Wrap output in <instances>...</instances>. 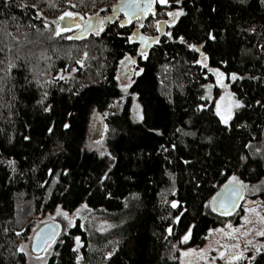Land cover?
I'll use <instances>...</instances> for the list:
<instances>
[{
  "label": "trees",
  "instance_id": "trees-1",
  "mask_svg": "<svg viewBox=\"0 0 264 264\" xmlns=\"http://www.w3.org/2000/svg\"><path fill=\"white\" fill-rule=\"evenodd\" d=\"M18 2L10 0L5 7L0 0V264H26L25 254L17 248L32 226L34 216L52 211L58 204L73 211L83 202L95 209L122 212L132 193H138L139 198L130 202L131 215L123 224L95 236H89L78 224L63 237V243L56 246L58 255L54 253L46 264H76V253L72 251L76 235L84 242V259L94 264L102 261L103 264H180L173 245L180 241L188 225H194L190 245L197 246L204 243L209 228L221 224L222 216L205 208L203 202L215 195L227 176L235 172L248 183H258L264 178V158L249 155L246 166H240L237 160L239 153L248 152L243 148L245 143L262 139L264 108L254 106L239 110L230 133L220 130L210 112L193 118L196 128L214 137L215 147L209 148L199 137L196 143L191 137L184 138L201 161L192 170L197 172L202 167L206 175L199 173L203 184L199 196L193 197L190 185L185 183L189 177L182 172V166L172 169L177 172L178 194L175 197L164 195L168 199L187 200L186 213L180 222L173 224L169 212L175 216L177 211L161 203L166 178L162 179L156 159L147 155L164 141L148 134L145 127H160L168 136L180 120L191 115V112L185 115L184 110L200 102V84L212 82L214 77L209 74L205 79L200 67L191 63L197 54L179 42L156 34L161 36L162 43L148 49L147 61L137 57L145 72L135 77L136 83L131 88L132 92L139 93L146 124L133 122L129 102L120 113L108 117V123L115 129L109 150L117 156V162L111 169V179L100 187L96 178L107 169L108 160L86 147L92 109L102 113L121 95L114 77L123 54L139 47L138 42L135 45L125 42L135 24L121 28L119 22L124 17L116 14V19L99 36L92 31L81 34L80 30L75 35L80 38L52 37V31L44 28V16L37 19L38 13L54 17L72 10L85 15L98 12L113 16L112 6L120 0H25L29 5L26 9L16 7ZM33 4L35 8L31 7ZM185 4L188 16L181 18L174 32L183 34L190 42H198L211 28L217 41H209L204 50L211 55L212 67H220L225 73L264 77V51L261 50L264 47V7L258 0H247L244 5L237 0H199L195 8L188 0ZM212 5L217 9L215 13L211 12ZM158 17H149L146 29L140 31L144 33L147 24ZM252 26L256 29L254 33L247 31ZM23 40L26 42H20ZM85 48L91 57L74 80H54L47 89L53 98L49 102L57 104L55 131L49 135L44 119L47 114L36 105L42 90L35 83L27 84L25 77L31 80L33 75L39 76L38 71L49 68L46 63L52 66L50 71L71 67L75 52ZM220 60H226L227 64H219ZM9 64L13 65L11 69ZM231 89L250 104L264 97V84L256 80L246 78L234 82ZM68 112L72 113L71 117L67 116ZM63 122L70 123V129H63ZM237 124L248 127L237 128ZM23 135H31L32 142L23 141ZM9 137L13 138L11 144ZM206 153H211V158ZM9 157L16 159L19 171L13 172L3 163ZM228 158L232 163L221 176L220 170ZM49 168L56 171L68 168L71 177H62L60 183L53 185L47 175ZM130 176L132 180L128 179ZM45 180L48 183L41 187ZM65 185L69 186V192H64ZM261 197L264 200V193ZM169 225L173 226L171 235L166 231ZM110 240L117 241L111 257L105 259L94 254L90 259V243ZM253 264H264V253L259 254Z\"/></svg>",
  "mask_w": 264,
  "mask_h": 264
},
{
  "label": "snow or ice",
  "instance_id": "snow-or-ice-1",
  "mask_svg": "<svg viewBox=\"0 0 264 264\" xmlns=\"http://www.w3.org/2000/svg\"><path fill=\"white\" fill-rule=\"evenodd\" d=\"M188 2L192 5L193 8L196 7V4L199 0H188ZM240 5L247 4V0H237ZM4 6L8 7L10 0H3ZM258 3L261 7H264V0H258ZM18 8L26 9L29 5L25 2V0H19L15 5ZM31 7L35 8L36 5H31ZM113 16L116 15V9L124 14V18L120 20L119 26L124 28L126 25L132 24L133 21L136 22L134 29L130 32L126 37V43L135 45L137 42L139 47H134L132 52H126L123 54L122 59L119 61L120 65L123 66V71L119 68L117 69V74L114 79L117 81L116 87L119 88L122 95L114 99L111 103L107 105L108 110L103 113L97 112L95 108L92 109L93 117L100 121L102 124V129L100 132V136L98 139L91 142V145L88 146L89 150H92L95 147L98 155L100 157H106L108 160L107 169L103 171V173L96 178V183L100 187L104 186V181L111 179L110 172L112 167L115 166L117 162V156L113 154L112 151H109L108 148L104 145L105 135L109 131V125L104 123V120L109 115H116L119 111L122 110V102L125 100L126 96H131L133 102V122L137 124H146V116L143 109V106L137 102V97L139 93L130 92L129 89L136 83V81L132 78L133 76L139 77L145 72V68L141 67L138 63L137 57L140 60L147 61L149 59L150 53L148 51L152 45H159L162 43L161 36H151L146 35L140 31L141 28L145 27L144 20L145 18L151 16L153 18L157 16H163L165 19H153L152 23L149 27H153L157 33L162 34L167 38L168 41L171 42H179L180 44L186 46L191 52L197 54V58H194L191 63L200 67L201 75L207 79L209 74L214 77V81L209 83L200 84V89L202 90V94L199 95L198 100L200 102L195 103L190 106L188 109L184 110L185 115L191 112V115H187V119L180 120L172 129V131L165 136V132L160 127H145V131L154 137H159L163 139V143H159L154 147L152 152L147 153L149 157H153L156 159L157 163L160 165L161 177L162 179L166 178L167 187L162 190V199L161 203L169 205L171 209H175L177 211V215L172 216V213L169 212V216L173 220V224L180 222L182 216L186 213L187 208L185 205L187 204L186 199H168L166 194H170L172 197L177 196V172L173 171L174 167L182 166V172L186 173L189 179L185 181L190 185L191 195L193 197L199 196L200 189L203 184V177L199 174L200 172H206L201 167L197 172H194L192 169H195L198 164L201 163L200 159L195 156L192 147L190 144L185 142V137H191L193 143H196V138L199 137L201 142H207L209 148L214 149V137L212 135H204L200 129L196 128V120L194 117H197V114L203 115L204 112L212 113V116L216 120V124L220 127L222 132L230 133L232 131V124L234 119L236 118L237 112L244 108H253L254 106H259L264 108V97L260 99H256L254 104L247 103L244 97L238 96L236 92L231 91L230 84L238 81H242L244 79L256 80L261 84H264V77L260 76H247L241 75L238 72L225 73L221 70L220 67H212L210 64L211 55L209 52L205 51L206 44L217 41V36L211 28L206 31L205 38L198 42H190L185 38L183 34H178L173 31V28L176 27L179 23L182 22V17L188 16V11L186 10L185 0H120L118 5L112 6ZM199 11V9H196ZM216 7L214 5L211 6V12H216ZM40 15L37 14V19H39ZM80 13H74L71 11L64 12L60 17L57 18L56 21H53L52 24L55 25V30L51 32L52 37H58L61 33L67 31L68 29L61 27L59 21L63 20L65 17H74L79 16ZM112 17H105L103 19L97 18L96 24H93L91 19L84 21L81 23H76L74 26L81 30V34L87 33L88 31H94L97 36L100 35L101 32L105 30V20H111ZM165 26H167L168 30L165 31ZM35 27V25H32ZM44 28L51 29V25L47 22V18L44 21ZM249 32H255V26L247 29ZM120 35V33H117ZM74 37L69 36L67 39H73ZM75 38H80L76 36ZM264 51V47L261 49ZM135 53L134 55L132 53ZM87 56V53L84 54ZM167 55V53H165ZM77 64H83L82 60H78ZM219 64L225 65L227 64L226 60H220ZM9 69L13 67L12 64H9ZM31 71V69H29ZM63 71V70H62ZM75 71V69H73ZM45 73H40L39 76L33 75L32 79L29 80L28 77H25V82L29 85L35 83L38 89H41L39 99L36 100V105L39 110L47 114L44 119L47 121L45 128L46 132L51 135L55 131L56 120L54 118L57 111V104L50 103L49 100L53 99L51 93L48 89L49 85L54 83V79H41V77L45 76ZM59 80H64L65 75L57 74ZM67 75H71L68 73ZM83 87V86H82ZM183 87V86H181ZM214 87H218L221 89L220 94L217 97L212 95V89ZM60 91H65V89L60 88ZM75 95V93H73ZM169 102L172 103V99L169 96ZM211 105V107H210ZM114 110V111H110ZM67 116L71 117L72 113L68 112ZM198 118V117H197ZM63 129H70L71 125L68 122H63ZM237 128H245L248 127L246 124H237ZM115 132V129L112 130ZM23 141H27L29 143L32 142L31 135H23ZM13 138H8V143H12ZM264 144V142H262ZM182 146V147H181ZM203 146V145H201ZM42 147V146H41ZM244 149H247L246 153H239L237 156L238 163L240 166H246L249 155L252 156H260L264 158V147L254 146L252 140H249L247 143L243 145ZM206 156L211 158V153H206ZM13 172L19 171L17 167V161L15 158L9 157L3 160ZM231 158H228L225 161V167L220 170V175L223 176L228 171L227 165L231 164ZM36 166L33 165V169ZM22 175V173H21ZM48 177L51 178L53 185L60 183L62 177L69 178L71 177V171L68 168H63L59 171H56L52 168L47 170ZM129 180H132L133 177H128ZM152 181H149L151 183ZM48 181L45 180L40 184L41 187H44ZM264 183V182H262ZM221 191L215 193V195L211 196L209 200L203 202V206L207 209H210L212 213H217L220 216H230L235 211L238 201L244 199V193L247 192L250 188V185L245 183V181L241 180L235 172H232L227 176V180L223 185L220 186ZM253 190L258 191L259 189L255 186H251ZM64 192H69V186H64ZM64 192L61 195H64ZM133 198L138 199V193L131 194ZM254 203V202H253ZM127 206V205H126ZM88 205L86 203L81 204L78 208H76L73 212H69L62 208L61 205H56L55 215L62 217L64 221H66V227L64 228V232L67 233L69 229L75 226V217L78 216L82 209L87 208ZM245 213H255L258 217L259 221L264 223V215H261L256 208H245ZM49 219H53V217H49ZM241 220L246 223L251 224L252 221L249 220L248 216L245 215L241 217ZM83 227V224H81ZM193 224L187 226V231L181 237V242L186 243L192 234ZM225 228H230L231 232H225ZM103 230V229H102ZM169 235L173 232V226L169 225L166 229ZM223 233L226 236H232L233 233L240 232L239 228L234 227L231 222L226 224L224 228H209L208 233L211 235L212 233ZM252 232V228H248L243 232H240L242 236H248L249 233ZM20 233L18 232L17 235ZM256 236L264 237V230H259L255 232ZM60 236V224L57 222H53V224H48L44 229H41L35 235V240L37 243L33 246L35 251H43L45 253L52 254L53 246L55 244L63 243L62 240L58 241L57 237ZM207 238V237H206ZM74 245L72 247L73 253H76L75 260L76 264H80L83 259L82 255L79 254L80 247L82 246L81 237L76 235L73 237ZM238 240V238H237ZM249 246L252 248L251 255L246 256L245 253L249 251ZM175 248V245H173ZM211 246L209 245L207 248H201L198 250V255L200 260L205 261L206 264H216L217 258L221 260H225V264H239V262L246 260L247 264H253V261L256 260L257 255L264 253V243H256L253 244L252 240H248L247 243L241 247L240 243L237 242L235 244H225L220 249H216V256H209L207 253ZM18 252L26 253L25 247L23 245L17 248ZM114 251V250H113ZM196 251L194 249H187V251L181 252V257ZM58 255V253H55ZM107 257H111L113 252H108ZM183 264V261H181Z\"/></svg>",
  "mask_w": 264,
  "mask_h": 264
},
{
  "label": "rangeland",
  "instance_id": "rangeland-1",
  "mask_svg": "<svg viewBox=\"0 0 264 264\" xmlns=\"http://www.w3.org/2000/svg\"><path fill=\"white\" fill-rule=\"evenodd\" d=\"M67 11L73 12L72 10H67ZM63 13L64 12H62L61 14H58L57 16H54V17H49V16H46L44 14H42L41 16H44V21H45V18H47V22L51 25L50 30L54 31L55 25L52 24V22L56 21L57 18L60 17ZM74 13H80V12H74ZM108 16H109V14H107V13H98L97 12V13H94L91 15H85V14L80 13L79 16L65 17L63 20L59 21V23L61 24V27H64L68 30L61 33L60 36L64 37V38H67L69 36L75 37V35L79 33L80 29L76 28L75 26H70L69 21H75L76 20L77 23L82 24L84 21L89 20L91 18H95V17L98 18L99 17V18L103 19V18L108 17ZM158 19H165V17H163L161 15L158 17ZM44 21H43V24H44ZM151 23H152V21L149 24H147V30H144V34L155 36L158 33L155 31V29L153 27H149V25ZM145 26H146V23H145ZM106 27L107 26L105 24V29H106ZM144 29H146V27ZM167 30H168V28H167V26H165V31H167ZM92 34L96 35L94 31H92ZM20 42L25 43L26 40H23ZM85 53H87V56L84 55ZM75 55H76L75 61H74V63H72L73 65L71 67H67L68 69L66 68V69H59L58 71H50L51 70L50 67H52V66L49 63H46V66L49 68L44 69L42 72L38 71V73L39 74L45 73L46 75L42 77L44 79L54 78V80H59V77L57 75L59 73L60 75H65V79L60 80V81L72 82L74 80V78L76 77V74L80 71V69L82 67L84 68L87 65V62L89 61V59L91 57V55L89 54V51H87L86 48L83 49L82 51L77 50V52H75ZM78 60H82L83 64L82 65L77 64L76 62ZM118 68L121 71H123V66H121L120 63H119ZM73 69H75V71H73ZM68 73H70L71 75L70 76L67 75ZM132 78L135 80V76H133ZM230 89H231V84H230ZM129 91L132 92L131 89H129ZM231 91H232V89H231ZM220 92H221V89H219L218 87H214L212 89V95L214 97H217L220 94ZM121 95H122V93H121ZM128 102L130 103V106H131L130 107L131 108V117H133V102H132L131 96L125 97V100L122 102V110H123L125 104ZM137 102L141 104L139 97H137ZM110 111H114V110H110ZM121 111H119L118 113H120ZM108 117H106L104 120V123H107L109 125V131L105 135L104 145L109 150V141L112 137L113 128L107 121ZM101 129H102L101 122L96 120L92 115L91 119H90L88 138L86 141V147L87 148L89 145H91L92 141L99 138ZM262 142H264V130H263L262 139L258 142H254L253 145L257 146V147H264V144H262ZM92 150L96 151L95 147H93ZM254 157L261 158L260 156H254ZM261 159H263V158H261ZM262 182H264V178L258 183L245 182L248 185H250V188L247 192H245L244 199L242 200V203L240 204L239 208L232 215L227 216V217H222L221 224L213 227V229L224 228V226L226 224L231 222V224L234 227L240 229V232H243L248 228H252V232H250L248 236H242V235H240V232H236V233H233V235L231 237L226 236L223 233H215L214 232L211 235H209V233H207V235H206L207 238H205L204 243L201 245H197V246H191L190 245V241H191V237H192V234H191L190 239L186 243L181 242V239H180V241L175 244V248H173L174 252L177 253L180 264H181V261H183V264H206L205 261L200 260L199 255H198V250L201 248H207L209 245L211 246V248L209 249L207 254L211 257V256H216V249L222 248V246L225 244L230 245V244H235V243L239 242L241 247H243L247 243L248 240H252L253 244L264 243V237L255 235L256 231L264 230V223L259 221V219L255 213H245V211H244L245 208H256V210L261 215H264V200L261 197L262 194L264 193V183H262ZM251 186H255L259 190L255 191V190H253V188ZM133 199L134 198L132 196H130L126 199L125 203L127 206H126L125 210L122 212H108V211L103 210V209H95V208L88 206L87 208L82 209L80 214L75 217V226H77L79 224L81 227V224H83V227H81V228L84 231H86L89 236H95L96 234L103 235V234L107 233L108 231L114 229L115 227L120 226L121 224H123V222H125L128 219V217L131 215V212L129 211L130 210V202ZM84 203H86V202H83L82 204H84ZM55 209L52 211H48L46 213L38 214V215L34 216V222H33L32 226L30 227V229L26 233V235L24 237H22V239L20 240L18 247L21 245H23L25 247V251L27 253V255L24 253L26 256V264H46V262L48 261L50 256H52L55 253L56 246L58 244H60L58 242L57 244H55L53 246L52 254L45 253L43 251L41 253H35L32 250V242H33L34 234L36 233V231L39 228H41L43 225H45L47 223H53L54 221L59 223L60 224V236L57 237V240L60 241V240H63V237L67 233H69L72 228L75 227V226L72 227L71 229L68 230L67 233H65L64 228L66 227V221H64L62 217L55 215ZM73 211H69V212H73ZM245 215H247L249 220L252 221L251 224L246 223L245 221L241 220V217H243ZM50 216L53 217V219H49ZM231 231L232 230L230 228H225V232H231ZM237 238H238V240H237ZM81 241H82V246L80 247L79 254L82 255L83 259L81 260L80 264H94L92 261H90V260L87 261L84 259V256L82 254V247L84 246V242L82 239H81ZM89 246L90 247H88V248H89L90 259L92 258V256L94 254L95 255L97 254L96 257L98 255H101V257H105V259H107L108 257L106 254L108 252H114L113 250L116 249L117 241H115V240L114 241L113 240L103 241L101 244L90 243ZM189 248L194 249L196 251H193L192 253H189V254L181 257V252L182 251L186 252L187 249H189ZM251 252H252V248H251V246H249V251L247 253H245V255L246 256L251 255ZM100 259L101 258H99V261H100ZM239 263H246L247 264V261L244 260V261H241ZM98 264H103V261L99 262ZM216 264H225V260H221V259L217 258Z\"/></svg>",
  "mask_w": 264,
  "mask_h": 264
},
{
  "label": "water",
  "instance_id": "water-1",
  "mask_svg": "<svg viewBox=\"0 0 264 264\" xmlns=\"http://www.w3.org/2000/svg\"><path fill=\"white\" fill-rule=\"evenodd\" d=\"M117 5H118V4H117ZM113 11H114V9H113ZM115 11H116V14H117V15H121V14L124 15L122 12H120V11L118 10V8H117ZM91 21H92L93 24H96V19H95V18H91ZM76 23H77V22H75V21H70V22H69V25H70V26H74ZM89 32H90V31H88V33H89ZM218 191H221V187L219 188ZM218 191H217V192H218ZM244 195H245V193H244ZM242 200H243V199H242ZM242 200H239V201H238V204H237V207H236L235 211L239 208L240 204L242 203ZM235 211H234V212H235ZM234 212H233V213H234ZM233 213H232V214H233ZM218 215H219V214H218ZM222 217H227V216H222ZM48 224H53V223H47V224L43 225L41 228H39V229L36 231V233L39 232L41 229H44L45 226L48 225ZM36 233L34 234V237H33L32 250H33L35 253H41L42 251H35L34 248H33V246L37 243V241L35 240V235H36Z\"/></svg>",
  "mask_w": 264,
  "mask_h": 264
},
{
  "label": "flooded vegetation",
  "instance_id": "flooded-vegetation-1",
  "mask_svg": "<svg viewBox=\"0 0 264 264\" xmlns=\"http://www.w3.org/2000/svg\"><path fill=\"white\" fill-rule=\"evenodd\" d=\"M111 16V14H109V16L108 17H110ZM112 17V19L111 20H105V24H106V26L110 23V22H112L113 20H115L116 18L114 17V16H111ZM122 17H124V15L122 16ZM149 17H151V16H149ZM149 17H147V18H145V20H144V23L145 22H147V19L149 18ZM95 19H96V21H97V18L95 17ZM70 22V21H69ZM75 22H77L76 20H75ZM133 24H135L136 25V22L135 21H133ZM143 28H141L140 30H142ZM79 32H80V30H79Z\"/></svg>",
  "mask_w": 264,
  "mask_h": 264
},
{
  "label": "bare ground",
  "instance_id": "bare-ground-1",
  "mask_svg": "<svg viewBox=\"0 0 264 264\" xmlns=\"http://www.w3.org/2000/svg\"><path fill=\"white\" fill-rule=\"evenodd\" d=\"M36 69V68H35Z\"/></svg>",
  "mask_w": 264,
  "mask_h": 264
}]
</instances>
